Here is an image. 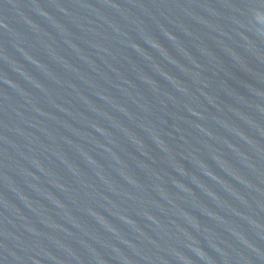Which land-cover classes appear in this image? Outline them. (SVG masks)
Wrapping results in <instances>:
<instances>
[{"label":"water","instance_id":"obj_1","mask_svg":"<svg viewBox=\"0 0 264 264\" xmlns=\"http://www.w3.org/2000/svg\"><path fill=\"white\" fill-rule=\"evenodd\" d=\"M0 264H264V0H0Z\"/></svg>","mask_w":264,"mask_h":264}]
</instances>
